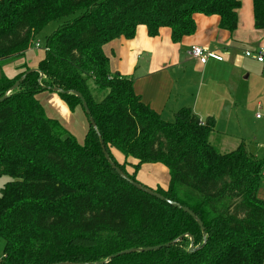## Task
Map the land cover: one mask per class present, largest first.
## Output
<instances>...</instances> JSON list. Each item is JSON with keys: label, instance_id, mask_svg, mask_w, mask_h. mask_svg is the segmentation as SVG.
Here are the masks:
<instances>
[{"label": "trees", "instance_id": "16d2710c", "mask_svg": "<svg viewBox=\"0 0 264 264\" xmlns=\"http://www.w3.org/2000/svg\"><path fill=\"white\" fill-rule=\"evenodd\" d=\"M239 7V0H0V62L31 48L50 21L71 17L46 37L42 74L27 73L0 101V176L11 177L0 192V264L263 263L264 200L256 191L264 159L242 143L220 152L208 140L214 120H200L189 107L162 118L130 77L110 70L103 48L132 38L140 24L152 37L166 27L179 42L194 32L197 14L217 16L231 32ZM252 10L254 27L264 31V0H252ZM28 69L1 74L0 96ZM51 88L82 94L95 127L84 113L81 143L46 116L37 94ZM56 93L71 111H83L74 94ZM99 139L111 162L140 184L142 164H163L167 183L149 188L191 209L205 236L186 212L121 178Z\"/></svg>", "mask_w": 264, "mask_h": 264}, {"label": "crops", "instance_id": "0c3cea01", "mask_svg": "<svg viewBox=\"0 0 264 264\" xmlns=\"http://www.w3.org/2000/svg\"><path fill=\"white\" fill-rule=\"evenodd\" d=\"M239 1L237 26L231 32L219 27L217 16L197 14L194 17V32L179 42L171 40L166 27L152 37L148 35L145 25L140 24L132 38L119 37L103 46L109 58L110 70L130 77L133 89L142 102L162 118L174 116V112L181 107L191 108L202 121L212 118L214 130L208 140L220 152L231 151L238 143H246L244 127L249 112L256 113V119H262L264 115V64L246 57L243 52L244 49L255 50L264 46V31L254 27L252 0ZM193 45L209 49L229 45L230 48L220 51L222 60L209 57L205 63H201L189 55ZM1 74L14 75L3 71ZM174 93L177 97L172 99ZM46 95L54 96L53 93ZM61 104L59 106L66 110L63 107L66 105ZM80 110L77 106L70 113V116L78 119V122L72 123L87 129V120ZM259 113L261 115L257 117ZM51 117L62 126L68 119L66 116L64 120L55 115ZM248 153L258 159L251 152ZM157 165L142 164L137 179L152 188L165 185L168 176L163 174L158 178L161 169ZM256 196L264 200V172Z\"/></svg>", "mask_w": 264, "mask_h": 264}, {"label": "rangeland", "instance_id": "374dc122", "mask_svg": "<svg viewBox=\"0 0 264 264\" xmlns=\"http://www.w3.org/2000/svg\"><path fill=\"white\" fill-rule=\"evenodd\" d=\"M70 18L71 17H65L60 20H54V21H50L49 23H47L35 35L31 48L25 51L22 55H19L12 59L0 62V72L3 71L6 74H11V73L16 74L17 72L24 69L25 64H27L29 68L37 67L35 65L44 56V48H45L44 45H45L46 37L49 36V34H51V32L55 30L59 24L63 23L65 20L70 19ZM103 92H101L98 98L100 99L102 98ZM40 93H38L37 96L42 106L44 107V110H45L44 112L46 113L47 117H51L55 115L57 118L64 120L66 116L68 118L67 121H70L71 124H69V122L66 121V124L62 126L63 128L65 126V129L63 130L64 135L72 134V136L75 137L76 140L81 143L86 129L82 125L79 126V124L76 125L72 123L75 121L78 122V119L75 116H70V113H73V111L69 110L67 106H63V107H66L64 108L66 110H63V108L59 106V105H62L61 103H63V105H66V104L63 102L61 97L56 92H50L48 90H45V91H42V94ZM48 93H53L54 96L50 97L46 95ZM175 97H177V95L175 93L172 94V99H175ZM81 112L84 114L83 111ZM248 114L249 115H247V118L245 121V127H244V132H245L244 134H245V141H246V143H244L245 149L248 152H251L253 155H255L258 159H264V115L262 119H256L254 117L256 113L249 112ZM259 115H261V113H259ZM70 117L72 118L70 119ZM173 117L174 116L172 115L169 118L168 117H163V118L164 119L167 118L166 120H172ZM260 124H263V126H261ZM253 138H257V139H253ZM256 142H260V144L257 145ZM238 145L239 143L236 146ZM231 146H234V145H231ZM157 164H158L157 166L160 167L161 169L159 171L160 173L157 172L159 173L158 178H161L163 174L165 177L169 176L167 168L161 163H157ZM150 169L149 171H151ZM10 180H11V177L8 175L0 176V192H1L2 187ZM4 244H5L4 240L0 238V260L2 259Z\"/></svg>", "mask_w": 264, "mask_h": 264}, {"label": "water", "instance_id": "95a60500", "mask_svg": "<svg viewBox=\"0 0 264 264\" xmlns=\"http://www.w3.org/2000/svg\"><path fill=\"white\" fill-rule=\"evenodd\" d=\"M31 71H38L40 73V75L42 74L39 69L37 67H34V68H29L28 70L25 71V73L18 79L16 80L12 85L11 87L6 91V93L2 96H0V101L3 100L5 97H6V94L12 90L13 88H15L18 83L20 82V80L29 72ZM52 91L54 92H60V93H64V94H67V93H72L74 94L76 97H78L81 101V105L83 107V111L84 113L87 115L88 117V120H89V123L95 127V123L90 115V111L88 109V106L86 104V102L84 101V98L82 96V94L77 91V90H64V89H58V88H51ZM100 141V144H101V149H102V152H103V155L104 157L107 159V161L109 162L110 166L112 167V169L123 179H125L126 181H128L130 184H132L134 187H136L137 189L149 194V195H152L154 197H156L157 199L159 200H162V201H165L167 203H169L170 205L174 206V207H177L179 209H181L182 211L186 212L188 215H190L193 219H195V221L197 222V224L199 225L201 231H202V235L205 236V231H204V226H203V223L202 221L196 217L195 213L189 209L187 206H184L180 203H178L177 201H174V200H170L166 197H164L162 194H160L159 192L157 191H154L152 190L151 188L149 187H146L140 183H138L137 181H134L133 179H131L130 177H128L126 174L123 173V171H121L113 162H111V160L109 159V156L105 150V147L103 145V142H102V139H99ZM177 241V239H174L170 242H167V243H164L163 245H154V246H148V247H144V248H128V249H124L122 251H119L115 254H111L108 259H112L113 257L115 256H118V255H122V254H127V253H131V252H134V251H152V250H157L159 249L160 247L162 246H169L170 244L172 243H175ZM193 250H195L194 246H193V239L192 237H190V244H189V247H188V252H192ZM101 262H106V260H103ZM52 264H81L79 262H68V261H62V262H58V263H52Z\"/></svg>", "mask_w": 264, "mask_h": 264}, {"label": "built area", "instance_id": "2783aa9c", "mask_svg": "<svg viewBox=\"0 0 264 264\" xmlns=\"http://www.w3.org/2000/svg\"><path fill=\"white\" fill-rule=\"evenodd\" d=\"M228 48H230L229 45L219 46L214 49L193 45L190 47L189 55L192 59L198 60L201 63H205L209 57H213L216 60H222L223 56L220 54V51H225ZM243 52L246 57H250L257 62L264 64V46H259L255 50L244 49ZM256 116L259 117L260 115L257 114Z\"/></svg>", "mask_w": 264, "mask_h": 264}]
</instances>
